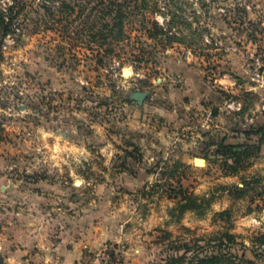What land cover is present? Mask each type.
<instances>
[{"label": "rangeland", "instance_id": "1", "mask_svg": "<svg viewBox=\"0 0 264 264\" xmlns=\"http://www.w3.org/2000/svg\"><path fill=\"white\" fill-rule=\"evenodd\" d=\"M15 6L0 58V261L264 264V132L240 159L213 145L264 131L251 80L264 0Z\"/></svg>", "mask_w": 264, "mask_h": 264}, {"label": "trees", "instance_id": "2", "mask_svg": "<svg viewBox=\"0 0 264 264\" xmlns=\"http://www.w3.org/2000/svg\"><path fill=\"white\" fill-rule=\"evenodd\" d=\"M113 3V2H112ZM15 0H13V3L10 5H6L4 8H0V58L2 57V45L4 42L5 37L7 36V34L11 31H13L14 27H13V22L16 19V15L18 14V11H15ZM111 13H114L113 17L110 14V18L112 20H114V24L112 27H118L119 29L122 28L123 26V15L120 13L119 8L114 9L113 11H111ZM104 28L109 27L108 25H103ZM111 27V28H112ZM121 35V34H120ZM118 34V38H120V36ZM101 40L103 42H105V40L107 39V36H101ZM0 106H3V103L0 100ZM2 132H3V127H2V123L0 121V142L2 141ZM263 130L261 128H258L257 130H249V131H245V136H250V135H262L263 134ZM261 143V139H258V142L256 143H244V144H239V145H234V144H224L223 142H217L214 143L213 145L217 146L218 150L220 152H229L230 157H235L237 159H240L241 156L243 157H247L250 156L251 154V149L253 150H258L259 148V144ZM205 148H207L209 146V144H204ZM182 166V162L180 160H176L173 162L171 168L169 170H167L165 172V174L167 176H174L177 169L179 167ZM257 181V180H256Z\"/></svg>", "mask_w": 264, "mask_h": 264}, {"label": "water", "instance_id": "3", "mask_svg": "<svg viewBox=\"0 0 264 264\" xmlns=\"http://www.w3.org/2000/svg\"><path fill=\"white\" fill-rule=\"evenodd\" d=\"M125 75V71L123 72ZM148 92L145 91H135L130 94L129 100L136 102L138 105H142V103L148 99ZM192 162L194 165L199 166L201 164L200 162H203V165L205 163V160L203 158H193ZM76 185H80V183H76ZM0 264H9L3 261H0Z\"/></svg>", "mask_w": 264, "mask_h": 264}, {"label": "built area", "instance_id": "4", "mask_svg": "<svg viewBox=\"0 0 264 264\" xmlns=\"http://www.w3.org/2000/svg\"><path fill=\"white\" fill-rule=\"evenodd\" d=\"M264 52L262 51V53L259 54L258 58L256 59V65L258 66V68H261V71H256L252 73L251 80L253 81V83H255L259 88L264 86ZM247 67L248 64H247Z\"/></svg>", "mask_w": 264, "mask_h": 264}, {"label": "crops", "instance_id": "5", "mask_svg": "<svg viewBox=\"0 0 264 264\" xmlns=\"http://www.w3.org/2000/svg\"><path fill=\"white\" fill-rule=\"evenodd\" d=\"M232 136L233 137H238L240 136L241 137V141H243L242 143H253L254 140H252L253 138H257L258 135H250V136H245V133L242 132L240 133L239 135L238 134H235V133H232ZM103 137V134H100V138L102 139ZM236 142L233 141H230L229 144H235ZM102 148L104 149L103 151H106L108 152L110 149H111V145L108 141L106 140H103L102 139Z\"/></svg>", "mask_w": 264, "mask_h": 264}, {"label": "bare ground", "instance_id": "6", "mask_svg": "<svg viewBox=\"0 0 264 264\" xmlns=\"http://www.w3.org/2000/svg\"><path fill=\"white\" fill-rule=\"evenodd\" d=\"M201 164H199V166L203 165V162H200Z\"/></svg>", "mask_w": 264, "mask_h": 264}]
</instances>
